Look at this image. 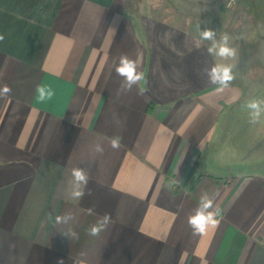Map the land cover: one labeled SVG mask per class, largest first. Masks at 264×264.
<instances>
[{"label": "crops", "instance_id": "1", "mask_svg": "<svg viewBox=\"0 0 264 264\" xmlns=\"http://www.w3.org/2000/svg\"><path fill=\"white\" fill-rule=\"evenodd\" d=\"M226 2L187 28L133 16L129 0H0V88L12 89L0 98V264H264V117L250 123L245 107L264 100V11ZM206 27L238 56L194 49ZM121 55L144 76L127 92ZM213 63L233 65L223 93L201 71ZM41 84L55 93L43 104ZM75 167L90 177L79 202ZM204 192L220 224L195 236Z\"/></svg>", "mask_w": 264, "mask_h": 264}, {"label": "clouds", "instance_id": "2", "mask_svg": "<svg viewBox=\"0 0 264 264\" xmlns=\"http://www.w3.org/2000/svg\"><path fill=\"white\" fill-rule=\"evenodd\" d=\"M4 39L0 35V41ZM230 36L223 34L217 38V31L212 28L200 29L199 38L193 39L192 47L196 50L204 46V42H211V47L207 48V52L214 54L220 58H236L238 56V47L230 44ZM191 51V49H189ZM139 60H133L127 55H121L119 63L115 68L118 76L122 77V83L119 91L127 92L132 89L134 85H138L144 79L143 73L139 70ZM203 74L207 77V83L215 85L216 93H223L230 85V82L235 78L233 75V65L213 63L210 66H205L201 69ZM2 75V72H0ZM12 89L8 85L0 88V98L11 99L10 93ZM142 91V90H141ZM55 95L53 89L45 84L37 87V103L43 104L50 101ZM245 107L249 110V122L255 124L264 117V100L252 99L248 101ZM121 137L115 136L110 138L109 143L113 149L121 147ZM210 139L206 136L199 141L198 147L200 151L203 150L205 142ZM96 153H103L104 149L100 144L95 145ZM89 170L84 167H75L70 171V179L67 181L68 198L74 202H79L86 194V188L89 183ZM89 214H93V210L89 209ZM51 219V216L49 217ZM221 212L218 207H214V200L207 192L201 194L199 203L195 209L194 214L188 217V224L195 236H207L210 232L217 229L220 224ZM75 216L72 212H65L62 215L55 216V223L68 224L73 221ZM111 222V216L104 214L96 223L92 224L86 231L92 237H97L104 231ZM63 233V232H61ZM65 236H76L75 232L63 233ZM62 264V261L60 262Z\"/></svg>", "mask_w": 264, "mask_h": 264}, {"label": "rangeland", "instance_id": "3", "mask_svg": "<svg viewBox=\"0 0 264 264\" xmlns=\"http://www.w3.org/2000/svg\"><path fill=\"white\" fill-rule=\"evenodd\" d=\"M245 1H250V5H255L256 8L264 11V0ZM221 4H227L226 0H129L127 10L133 16L143 15L152 20L167 19L190 28L193 22H198L199 18L207 17L208 7L212 11ZM250 135L251 133L249 137ZM218 154L222 156V151ZM219 163L223 165L222 162ZM231 165L233 167L234 164Z\"/></svg>", "mask_w": 264, "mask_h": 264}]
</instances>
